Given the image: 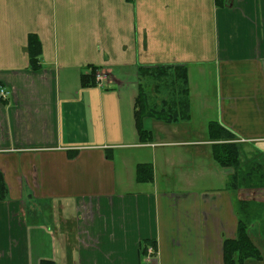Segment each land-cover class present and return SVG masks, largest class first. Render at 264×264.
I'll return each instance as SVG.
<instances>
[{"label":"crops","instance_id":"0c3cea01","mask_svg":"<svg viewBox=\"0 0 264 264\" xmlns=\"http://www.w3.org/2000/svg\"><path fill=\"white\" fill-rule=\"evenodd\" d=\"M159 67L187 69L190 116L142 136L138 73ZM1 89L0 264H225L236 203L264 205L228 189L209 135L264 163V0H0ZM246 235L241 263L264 264V209Z\"/></svg>","mask_w":264,"mask_h":264},{"label":"trees","instance_id":"16d2710c","mask_svg":"<svg viewBox=\"0 0 264 264\" xmlns=\"http://www.w3.org/2000/svg\"><path fill=\"white\" fill-rule=\"evenodd\" d=\"M28 54L29 61L32 64L36 60V54L39 44L35 40L34 36H30L28 39ZM37 68L33 65L32 68ZM187 69L185 67L166 68L159 67L156 69H141L138 81V94L135 99L134 115L138 125V129L142 136L145 132L142 130L141 122L145 117L153 118L165 123H175L179 120H187L190 116V103L188 98V76ZM95 69H92L89 78L81 77V85L89 86L95 83L94 73ZM158 84H164L163 92L167 93V99L160 103L150 100L148 95L147 82L154 81ZM91 82V84H90ZM161 82V83H160ZM165 88V89H164ZM157 95L162 94L156 88ZM164 94V93H163ZM162 94V95H163ZM213 140L223 142L216 144L213 147L214 161L218 163L221 168L232 169L233 174L228 178V189L232 191L239 190H257L264 189V165H260L257 160H247L246 165L242 166L240 159L239 147L233 143L234 137L216 125L212 123L210 127V134ZM142 173L147 174L148 178L142 177ZM151 168L149 165L138 167V180L148 179L151 180ZM5 189L0 179V200L3 199ZM264 209L262 203L254 201H238L236 203V213L238 216V233L234 241H226L224 244V262L225 264H235L234 257H238V263L243 262L249 257H256L257 251L253 249L248 237H246V231L250 227L251 223L257 221L260 218L261 210ZM149 246H154L152 243H144L142 245V251L146 253V249ZM41 264H51L48 261L42 262ZM242 264V263H241Z\"/></svg>","mask_w":264,"mask_h":264},{"label":"rangeland","instance_id":"374dc122","mask_svg":"<svg viewBox=\"0 0 264 264\" xmlns=\"http://www.w3.org/2000/svg\"><path fill=\"white\" fill-rule=\"evenodd\" d=\"M176 68V67H175ZM98 73H94V79H95V77H96V75H97ZM161 83V82H160ZM146 85H148V86H150V87H148V95H150L151 97H149V99L150 100H153V102H159V103H163L164 102V99H167V91L166 92H163L162 90L163 89H160L159 87H163V85L164 84H158L157 85V83L155 82V80L154 81H150V82H147L146 83ZM156 88L158 89V90H160V92H163L162 94H159L160 96H158L157 95V91H156ZM165 89V88H164ZM155 99V100H154ZM158 99V100H157ZM244 162H246V161H241V164H242V166H247L246 165V163H248V162H246V163H244ZM260 165H264V163L263 162H260L259 163ZM229 170H230V168H229ZM232 170V169H231ZM232 172H233V170H232ZM231 175H234L233 173H231ZM230 175V176H231ZM259 190H261V189H257V190H254V191H259ZM262 190H264V189H262ZM239 191H241V190H239ZM238 191V192H239ZM243 191H245V192H251V191H253V190H243ZM264 192V191H263Z\"/></svg>","mask_w":264,"mask_h":264},{"label":"built area","instance_id":"2783aa9c","mask_svg":"<svg viewBox=\"0 0 264 264\" xmlns=\"http://www.w3.org/2000/svg\"><path fill=\"white\" fill-rule=\"evenodd\" d=\"M95 83L97 86L100 88L105 87L108 84V78L106 75H103L102 73H98L95 77ZM6 92L4 90H0V97L5 98ZM155 251L152 247H147L146 253H145V258H146V263H150L152 259L154 258Z\"/></svg>","mask_w":264,"mask_h":264}]
</instances>
